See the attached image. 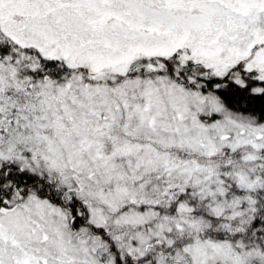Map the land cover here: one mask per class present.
Here are the masks:
<instances>
[{"label": "snow or ice", "instance_id": "6c2138e0", "mask_svg": "<svg viewBox=\"0 0 264 264\" xmlns=\"http://www.w3.org/2000/svg\"><path fill=\"white\" fill-rule=\"evenodd\" d=\"M0 264H264V0H0Z\"/></svg>", "mask_w": 264, "mask_h": 264}]
</instances>
